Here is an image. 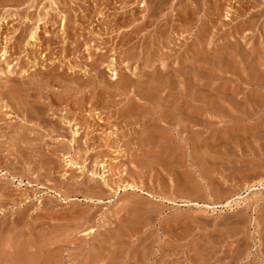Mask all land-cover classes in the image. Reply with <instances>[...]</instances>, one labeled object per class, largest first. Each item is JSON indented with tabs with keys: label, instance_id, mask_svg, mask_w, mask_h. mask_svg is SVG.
Wrapping results in <instances>:
<instances>
[{
	"label": "rangeland",
	"instance_id": "1",
	"mask_svg": "<svg viewBox=\"0 0 264 264\" xmlns=\"http://www.w3.org/2000/svg\"><path fill=\"white\" fill-rule=\"evenodd\" d=\"M163 1L0 0V264H264V0Z\"/></svg>",
	"mask_w": 264,
	"mask_h": 264
},
{
	"label": "bare ground",
	"instance_id": "2",
	"mask_svg": "<svg viewBox=\"0 0 264 264\" xmlns=\"http://www.w3.org/2000/svg\"><path fill=\"white\" fill-rule=\"evenodd\" d=\"M160 1H162V2H164L163 0H160ZM226 1V0H225ZM247 2V1H246ZM219 4V3H218ZM148 8V7H147ZM187 10V9H186ZM182 12V11H181ZM48 16H50V15H48ZM143 16V15H142ZM56 19V18H55ZM66 19V18H65ZM123 19V18H122ZM133 19V18H132ZM145 19V18H144ZM41 19H39L38 20V22L40 21ZM44 20V19H43ZM53 20V19H52ZM47 21V20H46ZM48 21H50V20H48ZM42 22V21H41ZM44 22V21H43ZM68 22V21H67ZM63 25H64V23H62ZM40 26V25H39ZM60 26H61V23H60ZM36 28H37V26H36ZM49 28V27H48ZM61 29V28H60ZM63 29V28H62ZM67 29H69V28H67ZM68 31V30H67ZM24 32V31H23ZM35 32L36 31H34V32H32L31 34H30V39H33L34 40V38H35ZM56 33V32H55ZM62 33V32H61ZM71 33V32H70ZM57 35V34H56ZM68 35V34H67ZM22 36V35H21ZM18 37V36H17ZM21 39V38H20ZM56 40V39H55ZM57 41V40H56ZM19 43V42H18ZM52 44V43H51ZM19 45V44H18ZM5 54V50L4 51H2V56ZM61 72V71H60ZM34 74V73H33ZM113 78H115V76L117 75V73L116 72H113ZM111 76V75H110ZM117 77V76H116ZM19 87V86H18ZM18 87H16L15 86V88L13 87V89L11 90L12 91V93H11V98H12V101H15V102H17V101H19L20 99H19V97H18V93H17V88ZM21 89V88H20ZM50 91V90H49ZM54 92V91H53ZM55 93V92H54ZM54 93L52 94V95H54ZM51 94V93H50ZM52 95H50V96H52ZM61 95V94H60ZM54 97H55V95H54ZM39 98V97H38ZM56 98V97H55ZM51 99V98H50ZM57 99H60L59 97L57 98ZM263 99V98H262ZM54 100V99H53ZM53 100L51 101V102H53ZM61 100V99H60ZM21 101V100H20ZM38 101V100H37ZM14 102V103H15ZM81 102V101H80ZM13 103V102H12ZM83 103V102H82ZM17 104V103H16ZM81 106V105H80ZM75 107V106H74ZM49 108V107H48ZM78 109V108H77ZM55 111V110H54ZM34 112V111H33ZM36 115H38L37 113H36ZM27 117V116H26ZM32 119V118H31ZM40 119V118H39ZM28 121V120H27ZM62 122H65V124H68V125H71L70 123L71 122H69V121H67V120H63ZM21 127V131L20 132H22V134H25L28 130L30 131V129L32 128L31 126V128H29V127H27V125H21L20 126ZM19 127V128H20ZM26 128L28 129L27 131H26ZM15 129V128H14ZM79 129L80 128H78V126H76L75 125V128L72 130V135H73V138H72V140L70 141V143H72L73 141H75L74 143H75V145H76V143H77V136L79 135ZM28 133H30V132H28ZM19 134V133H18ZM21 134V133H20ZM26 136V135H25ZM21 137V136H20ZM30 142V141H29ZM85 142V141H84ZM83 142V144H85L86 143V145H87V143L88 142H85L84 143ZM19 144V143H18ZM29 144V143H28ZM88 146V145H87ZM71 147V146H70ZM73 160H69L68 161V165H74V162H72ZM78 162V161H77ZM75 165H76V163H75ZM102 166H103V164H102ZM103 168H104V166H103ZM1 169V168H0ZM1 172H3L2 170H0V173ZM104 174V173H103ZM103 174L100 176L102 179H104V181H105V175L103 176ZM92 175V174H91ZM0 177H1V175H0ZM101 179V180H102ZM127 184V183H126ZM128 185V184H127ZM263 185V184H262ZM134 185H131V184H129V186L128 187H133ZM134 188V187H133ZM89 198V197H88ZM233 200H235V199H233ZM233 200H230V201H227L226 202V204L225 205H223L224 207H229L230 205H231V202L233 201ZM235 202V201H234ZM222 207V206H221Z\"/></svg>",
	"mask_w": 264,
	"mask_h": 264
}]
</instances>
